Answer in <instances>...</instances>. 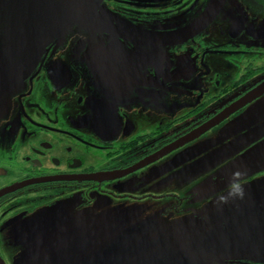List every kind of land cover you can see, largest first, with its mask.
Listing matches in <instances>:
<instances>
[{
    "label": "flooded vegetation",
    "instance_id": "flooded-vegetation-1",
    "mask_svg": "<svg viewBox=\"0 0 264 264\" xmlns=\"http://www.w3.org/2000/svg\"><path fill=\"white\" fill-rule=\"evenodd\" d=\"M56 1L0 0V264L10 247L16 264L59 248L77 254L69 264H115L140 253L141 231L148 245L126 264H178L176 221L145 232L193 212L174 209L189 199L170 181L202 135L232 122L234 141L248 137L222 155L250 147L238 118L264 108V0H222L200 29L214 0ZM247 180L256 187L264 169ZM145 203L164 210L113 225L96 216ZM192 215L186 233L203 223Z\"/></svg>",
    "mask_w": 264,
    "mask_h": 264
},
{
    "label": "rangeland",
    "instance_id": "rangeland-1",
    "mask_svg": "<svg viewBox=\"0 0 264 264\" xmlns=\"http://www.w3.org/2000/svg\"><path fill=\"white\" fill-rule=\"evenodd\" d=\"M238 122L245 125L246 133L251 137L250 143L247 144L250 147L245 151H242L243 148H241V150L236 149V151L231 152L227 157L222 155L235 148L233 145L235 144L236 146V141L241 142L243 138L248 137L244 136L240 140L234 141V135L230 133V128L228 129L232 122H226L225 127H223L222 123L224 122H222L220 127L210 129L207 134L199 138L197 148L187 150L186 155L180 157L172 165L175 176L172 177L170 182L175 192L184 194L189 199V201L174 200L176 204L174 209L178 211V209L191 207L193 212L189 213V215L196 214L191 217L195 216L196 219H199L200 216L197 215L201 214L203 216L201 221L208 224L207 227L200 231L186 233V229L189 232L190 223H187L186 226H181L182 222L189 218V215H185V217L174 219L173 222L160 218L155 222V226L150 230H146L145 234L152 236L154 228L157 229V233L162 232L174 226L176 221L174 231L177 239L172 247L177 249L178 264H192L194 257L211 255L212 246H206L205 240H199L207 236V234L210 235L212 230L221 226L223 220L238 221L250 218L248 222L251 226L264 228V184L255 188L253 185L256 181L247 180L254 171L264 169V165L261 166L262 168L253 167L255 161L260 159L264 161V108L256 110L251 107L239 116ZM240 152L241 154H239ZM237 172L240 173L239 177L235 176ZM235 180H238L243 186L244 196L242 198L228 195L229 186ZM259 194L261 195L259 196ZM222 196L225 199L222 200ZM163 205L161 203L156 205L145 203L138 206L135 204H104L101 205V208H96L95 211H97L96 216L104 214L103 221L113 225L127 216L130 217V215L139 214L145 218L149 217V213L164 210ZM101 209H104V213H98V210ZM131 218L135 219L134 217ZM139 219L140 217H137L134 223ZM198 221L200 220L193 221V223L196 224ZM143 233V231L138 234L136 232L132 236L134 239L133 250L140 253L131 254L127 259H121L115 264H123L135 260L137 262L140 259V255L145 251L143 249L148 245V242L140 241L139 236ZM186 238L190 239V244L187 243ZM19 250L20 247H10L2 251L3 255H5V264H16V253ZM239 250L244 255L248 251L247 248ZM237 251L238 249H228L224 254L226 260L221 264H240L239 260L236 259ZM81 263L82 259L71 262V264ZM210 263L215 264L214 261Z\"/></svg>",
    "mask_w": 264,
    "mask_h": 264
},
{
    "label": "water",
    "instance_id": "water-1",
    "mask_svg": "<svg viewBox=\"0 0 264 264\" xmlns=\"http://www.w3.org/2000/svg\"><path fill=\"white\" fill-rule=\"evenodd\" d=\"M55 5L58 4L56 0H51ZM81 1V0H80ZM222 0H214L213 5L209 8V10L203 15L202 18L197 20L192 24V28L200 29L205 20L207 21L214 16L213 13L216 11L217 7L220 6ZM59 10H62V6H57ZM47 12V11H46ZM44 15V13H42ZM189 29V28H188ZM181 33H186L184 30ZM179 33V34H181ZM217 123V122H216ZM216 123H212L211 126ZM210 127V126H209ZM207 127V129L209 128ZM205 131V130H204ZM264 159V158H263ZM264 165V161L257 160L254 162V168H262ZM264 184V180L258 183L255 187H259ZM254 188V187H253ZM260 193V192H259ZM264 206V205H263ZM250 218H244L242 220H234V221H222V225L212 230L211 234L206 237L205 244L206 246H212L211 255H205L209 257H217L216 259H224L221 256H225L224 254L228 249L235 250L238 249L237 257L248 258L253 261H264V228L253 227L249 224L248 220ZM207 223H202L200 226L194 229V232L200 231L202 228L207 227ZM247 248L246 254H242L239 252V249ZM43 250L42 247L37 248L29 253H27V257H25L24 262L28 260L34 259L39 252ZM219 252V253H218ZM77 254H73L72 252H65L64 248H59L55 253L49 255V257L42 260L39 264H69L71 259L75 258ZM124 254H116L114 262H118L121 259H127L123 257ZM123 257V258H119ZM204 257V256H202ZM202 257H194L192 264H211L210 262L203 261ZM126 264V263H123Z\"/></svg>",
    "mask_w": 264,
    "mask_h": 264
},
{
    "label": "clouds",
    "instance_id": "clouds-1",
    "mask_svg": "<svg viewBox=\"0 0 264 264\" xmlns=\"http://www.w3.org/2000/svg\"><path fill=\"white\" fill-rule=\"evenodd\" d=\"M235 176L239 177L240 173L237 172L235 173ZM228 195L230 196H238V197H243L244 196V189L241 183L238 180L233 181L230 186H229V192ZM221 199H225V197H221Z\"/></svg>",
    "mask_w": 264,
    "mask_h": 264
}]
</instances>
